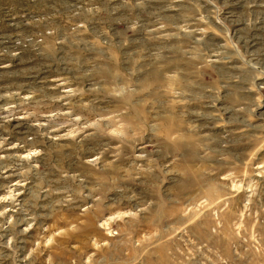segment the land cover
Returning a JSON list of instances; mask_svg holds the SVG:
<instances>
[{"label": "rangeland", "instance_id": "obj_1", "mask_svg": "<svg viewBox=\"0 0 264 264\" xmlns=\"http://www.w3.org/2000/svg\"><path fill=\"white\" fill-rule=\"evenodd\" d=\"M0 264H264V0H0Z\"/></svg>", "mask_w": 264, "mask_h": 264}]
</instances>
